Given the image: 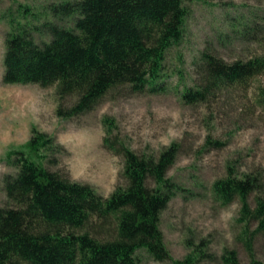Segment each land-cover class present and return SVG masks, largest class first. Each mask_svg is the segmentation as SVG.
Returning a JSON list of instances; mask_svg holds the SVG:
<instances>
[{
	"label": "trees",
	"instance_id": "obj_1",
	"mask_svg": "<svg viewBox=\"0 0 264 264\" xmlns=\"http://www.w3.org/2000/svg\"><path fill=\"white\" fill-rule=\"evenodd\" d=\"M188 1L58 0L40 13L66 23L46 18L32 30L10 15L2 81L55 84L60 99L76 97L66 111L58 105V114L66 116L94 109L119 87L134 92L161 89L166 52L183 37ZM29 9L23 8V16ZM37 29L47 31L49 39L37 41L33 35ZM197 64L199 81L182 93L189 103L247 86L264 72V53L229 62L202 51ZM258 102L264 107V92ZM104 124L111 135L112 119L105 117ZM104 145L124 157L125 182L109 196L49 170L45 165L49 150L56 151L59 145L39 129H33L25 148L7 153L17 172L4 180L14 206H0V264H137L142 250L167 264L195 263L191 255L173 257L160 226L163 210L178 191L168 177L178 155L176 144L157 157L140 155L110 136L104 137ZM213 189L222 202L240 201L249 264H264L254 249L256 235H264V179L253 172L243 176L229 172L215 180ZM223 257L240 264L235 250Z\"/></svg>",
	"mask_w": 264,
	"mask_h": 264
},
{
	"label": "rangeland",
	"instance_id": "obj_2",
	"mask_svg": "<svg viewBox=\"0 0 264 264\" xmlns=\"http://www.w3.org/2000/svg\"><path fill=\"white\" fill-rule=\"evenodd\" d=\"M53 1L58 0H0V206H14L4 180L17 167L8 163L7 153L25 148L33 129L53 136L59 145L58 150H49L45 161L49 170L91 184L104 196L125 182L124 157L104 145L105 136L148 157L176 144L178 155L168 177L178 191L160 221L173 257L191 255L197 259L194 264H232L223 255L235 250L240 264H249L239 222L240 201L222 202L213 184L229 172L239 176L253 172L264 179V107L258 102L264 92V72L247 86L226 89L209 101L189 103L182 93L199 81L202 51L229 62L264 53V0H189L183 37L166 52L163 88L134 92L119 87L94 109L70 116L58 114L57 107L66 111L76 97L60 99L55 84L2 81L10 15L32 30L46 18L55 20L40 13ZM25 7L29 14L23 16ZM33 35L40 42L49 39L47 31L37 29ZM105 117L113 121L111 135ZM252 225L255 228L256 223ZM254 249L264 262L263 234L256 235ZM139 255L137 264H167L144 250Z\"/></svg>",
	"mask_w": 264,
	"mask_h": 264
}]
</instances>
